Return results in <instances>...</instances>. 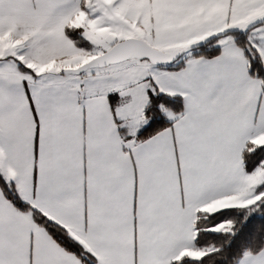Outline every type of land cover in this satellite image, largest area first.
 <instances>
[{"label":"snow or ice","instance_id":"snow-or-ice-1","mask_svg":"<svg viewBox=\"0 0 264 264\" xmlns=\"http://www.w3.org/2000/svg\"><path fill=\"white\" fill-rule=\"evenodd\" d=\"M0 264H264V0H0Z\"/></svg>","mask_w":264,"mask_h":264}]
</instances>
